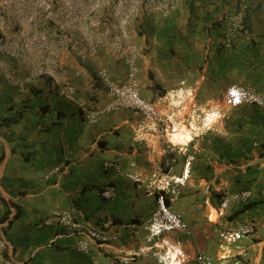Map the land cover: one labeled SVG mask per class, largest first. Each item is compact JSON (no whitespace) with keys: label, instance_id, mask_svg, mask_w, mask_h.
Listing matches in <instances>:
<instances>
[{"label":"crops","instance_id":"crops-1","mask_svg":"<svg viewBox=\"0 0 264 264\" xmlns=\"http://www.w3.org/2000/svg\"><path fill=\"white\" fill-rule=\"evenodd\" d=\"M247 1L250 15L231 49L226 18L237 0H187L168 17L141 13L130 28L141 51L138 90L158 106L160 121L129 109L87 121L85 107L108 101L100 69L126 82L127 69L109 48L87 60L64 51L73 101L49 80L24 92L0 85V239L7 258L14 264H198L204 254L215 264H264V110L229 99L235 85L264 93V0ZM174 133L183 139L169 136ZM109 162L119 170L106 169ZM154 186L164 189L190 234L151 232ZM107 189L113 199L103 198ZM245 191L250 202L224 215L222 200ZM56 211L119 239L87 238L90 252L82 254L78 233L39 226ZM109 219L114 224L105 228ZM241 224L253 232L228 241L224 234Z\"/></svg>","mask_w":264,"mask_h":264},{"label":"built area","instance_id":"built-area-1","mask_svg":"<svg viewBox=\"0 0 264 264\" xmlns=\"http://www.w3.org/2000/svg\"><path fill=\"white\" fill-rule=\"evenodd\" d=\"M187 0H0V73L9 85L24 92L41 80H49L60 96L73 101L76 88L62 67V56L70 50L82 60L99 57L102 48L114 51L123 61L126 82L115 81L107 68L98 72V80L104 85L107 103L98 109L84 108L90 124H97L102 117L120 110H133L145 118L160 121L158 106L141 97L138 90L139 59L141 51L133 42L130 28L138 21L141 13L168 17ZM250 15L247 0H237L234 12L226 18L228 37L225 47L231 49L244 29ZM229 99L245 106L264 110V93L235 85L229 90ZM168 173L173 171L168 164ZM116 167L106 163L105 168ZM156 196L158 210L154 215L151 232L164 230L190 234L186 222L167 205L164 189L151 188ZM105 199H113L115 192H102ZM249 191L226 196L220 208L224 215L232 206L250 202ZM114 222L109 219L105 228ZM40 227L61 226L80 235L77 249L88 255V239L100 244L118 240L119 235L105 233L85 227L71 212L56 211L39 223ZM253 232L250 225L241 224L234 231L224 234L228 241L239 240ZM6 243L0 239V264H14L6 257ZM198 264H215L204 254L196 257Z\"/></svg>","mask_w":264,"mask_h":264},{"label":"rangeland","instance_id":"rangeland-1","mask_svg":"<svg viewBox=\"0 0 264 264\" xmlns=\"http://www.w3.org/2000/svg\"><path fill=\"white\" fill-rule=\"evenodd\" d=\"M2 84V85H1ZM0 85H1V89H2V91H9V87H8V83H7V81L5 80V78H4V76L3 75H0ZM7 102V100L6 99H4L3 100V102H2V105L4 104V103H6ZM2 107V106H1ZM0 107V108H1ZM3 108V107H2Z\"/></svg>","mask_w":264,"mask_h":264},{"label":"bare ground","instance_id":"bare-ground-1","mask_svg":"<svg viewBox=\"0 0 264 264\" xmlns=\"http://www.w3.org/2000/svg\"><path fill=\"white\" fill-rule=\"evenodd\" d=\"M170 128V127H169ZM171 133V132H170ZM171 138H181V139H183L182 138V135H180V133L179 134H177V133H174V134H171V135H169ZM187 139L188 138H185V140H184V142H187Z\"/></svg>","mask_w":264,"mask_h":264}]
</instances>
